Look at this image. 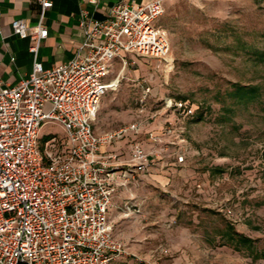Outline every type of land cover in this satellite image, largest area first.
I'll return each mask as SVG.
<instances>
[{
    "label": "built area",
    "instance_id": "2783aa9c",
    "mask_svg": "<svg viewBox=\"0 0 264 264\" xmlns=\"http://www.w3.org/2000/svg\"><path fill=\"white\" fill-rule=\"evenodd\" d=\"M142 1L118 0L102 20L83 13L74 56L48 68L37 55L48 34L42 22L52 2L37 0L33 27L24 19L11 22L13 34L31 42L33 60L26 78L0 88V264H108L115 258L158 264L155 257L130 252L114 236L108 218L116 176L126 186L135 174L157 164L137 136L158 112L113 130L95 131L93 125L101 98L117 88L136 59L153 60L165 71L173 67L168 32L156 24L167 0ZM162 108L170 115L158 134L146 132L152 144L173 135L171 117L186 119L194 113L187 101L172 97L162 99ZM45 121L61 125L65 140L50 136L40 141ZM125 138L127 159L107 150ZM181 148L174 157L182 164L186 154Z\"/></svg>",
    "mask_w": 264,
    "mask_h": 264
},
{
    "label": "rangeland",
    "instance_id": "374dc122",
    "mask_svg": "<svg viewBox=\"0 0 264 264\" xmlns=\"http://www.w3.org/2000/svg\"><path fill=\"white\" fill-rule=\"evenodd\" d=\"M164 9L156 24L168 32L173 67L165 71L153 60L136 59L101 98L93 125L95 131L113 130L156 111L161 127L170 115L162 108L164 97L192 106L190 118L171 117L170 141L186 154L185 168L171 175L170 190L179 198L170 204L174 230L158 234L170 220L154 222L140 238L132 232L135 222L116 209L117 235L143 258L163 245L164 263L264 264L233 250L224 236L231 224L264 251V0H167ZM118 67L115 61V73ZM237 86L254 88L253 99H241ZM38 135L40 141L65 140L63 127L51 121ZM112 263L138 264L131 258Z\"/></svg>",
    "mask_w": 264,
    "mask_h": 264
},
{
    "label": "crops",
    "instance_id": "0c3cea01",
    "mask_svg": "<svg viewBox=\"0 0 264 264\" xmlns=\"http://www.w3.org/2000/svg\"><path fill=\"white\" fill-rule=\"evenodd\" d=\"M50 1L52 6L46 10L42 22L48 34L42 40L37 55L45 68L64 63L74 56L81 40L79 20L83 13L87 18L102 20L107 16L110 7L118 0H97L95 3L89 0ZM127 1L132 4L143 2L142 0ZM38 12L37 0H0V88L16 85L30 73L33 60L32 53L29 51L31 42L13 34L11 22L14 19H24L28 26L33 27L38 22ZM156 121L157 119L146 126L143 133L137 136L149 153V158L157 163L156 166L148 172L135 174L126 186L119 184L122 179L120 175H117L112 205L108 213L114 236L121 240L130 252H133L130 246L117 235L118 222H115L113 218L116 209L120 210L121 218L135 222L132 232L134 231V235L140 238L150 233L149 231L152 230L150 225L154 222L161 225L163 220H170V227H158L155 230L158 234L165 231V234L170 235L174 230L172 224L175 222L176 215L175 211L170 210V204L178 202L179 198L170 190L171 175L178 172L180 168L181 170L185 168V164L176 163L175 142L170 141L171 136L165 138L160 144H152L147 140V131L154 130L156 134L160 132V127L155 125ZM107 150L118 154L121 159H127L129 156L128 138L113 143ZM165 193L168 194L166 198ZM126 203L131 205L129 209L125 207ZM164 204L166 208L162 210ZM136 245H138L137 248L143 246ZM162 248H164L163 245H158L149 249L145 257H155L159 259L160 264L177 263L175 260L174 262L170 260L167 263L161 262ZM108 264L114 263L110 261Z\"/></svg>",
    "mask_w": 264,
    "mask_h": 264
},
{
    "label": "trees",
    "instance_id": "16d2710c",
    "mask_svg": "<svg viewBox=\"0 0 264 264\" xmlns=\"http://www.w3.org/2000/svg\"><path fill=\"white\" fill-rule=\"evenodd\" d=\"M237 91L238 93L244 92L243 96H240V98L242 97L241 99H253L255 94V89L249 86H237ZM246 95L248 96L245 98ZM224 236L226 237V244L232 247L233 250L244 251L255 260H264V251L257 252L253 246V239L237 232L231 224H226Z\"/></svg>",
    "mask_w": 264,
    "mask_h": 264
}]
</instances>
